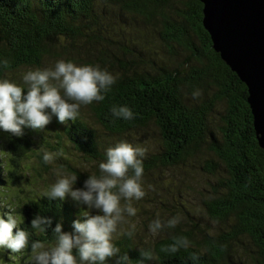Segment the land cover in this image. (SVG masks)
<instances>
[{"label":"trees","instance_id":"1","mask_svg":"<svg viewBox=\"0 0 264 264\" xmlns=\"http://www.w3.org/2000/svg\"><path fill=\"white\" fill-rule=\"evenodd\" d=\"M203 19L202 0H0V61L10 62L8 68L0 64V79L22 84L23 75L10 77V70L63 57L100 65L116 77L105 99L80 109L76 121L62 124L53 115L44 133L33 129L28 135L58 138L46 151L62 152L59 163L82 185L99 174L88 166L99 165L106 149L124 140L147 149L143 177L155 185L166 178L169 188H177L174 201H163L157 211L162 220L179 214L175 228L138 243L118 226L114 243L128 254L129 264H139L140 250L153 253L145 264H264V148L248 85L214 48ZM112 106H128L134 119L114 117ZM140 126L150 127L155 138ZM28 135H0V217L7 220L11 207L18 227L29 233L21 253L0 248V264H30L33 242L52 245L57 223L72 232L73 221H82L88 211L70 197H42L45 189L22 161L26 151L43 157ZM12 163L19 164L17 171ZM18 178L26 188L22 193L14 190ZM37 215L52 220L47 232L32 229ZM173 236L187 237L189 248L162 252ZM193 253L199 259H191Z\"/></svg>","mask_w":264,"mask_h":264},{"label":"clouds","instance_id":"2","mask_svg":"<svg viewBox=\"0 0 264 264\" xmlns=\"http://www.w3.org/2000/svg\"><path fill=\"white\" fill-rule=\"evenodd\" d=\"M0 64L4 68L10 67L8 59L0 61ZM22 81V84H17L7 78L0 79V129L17 137L24 135V127L43 130L53 115L62 124H66L69 119L76 121L82 105L105 99L116 77L100 65H77L59 60L54 68L29 69ZM199 95V91L193 92V97ZM111 112L116 118L134 119L128 106H112ZM40 151L43 152L45 164L52 163L56 156L62 155V152ZM146 151V148L124 140L108 147L105 160L98 165L99 174H90L83 188H73L77 175H66L58 171L57 180L42 197L61 201L70 197L78 206L86 205L88 211L82 212V221H73L72 232L62 231V224L57 223L53 230L55 241L51 246L39 240L33 242L30 264H107L109 258L117 256L116 264H129L128 254H121L113 237L118 226L127 223L126 217L136 216L137 209L133 207L132 201H139L146 194L142 184ZM8 208L7 220L0 217V248L21 253L28 247L29 233L18 227L19 218L13 214L14 209ZM92 209L101 214H90ZM180 222L179 214L162 220L157 213L148 227L155 236L165 229L175 228ZM51 224L50 218L40 215L31 221L32 229L39 233L47 232ZM14 228L17 229L15 235ZM135 230L136 225L131 224L121 234L132 237ZM189 246L187 237L173 236L172 243L162 246L161 251L175 254L181 249L187 250ZM140 255L139 264L154 259L150 250H140ZM191 259L197 260L199 256L193 253Z\"/></svg>","mask_w":264,"mask_h":264},{"label":"water","instance_id":"3","mask_svg":"<svg viewBox=\"0 0 264 264\" xmlns=\"http://www.w3.org/2000/svg\"><path fill=\"white\" fill-rule=\"evenodd\" d=\"M202 1L214 48L248 85V102L264 148V0Z\"/></svg>","mask_w":264,"mask_h":264},{"label":"rangeland","instance_id":"4","mask_svg":"<svg viewBox=\"0 0 264 264\" xmlns=\"http://www.w3.org/2000/svg\"><path fill=\"white\" fill-rule=\"evenodd\" d=\"M130 30H132V28H130ZM57 47H63V46L58 44ZM59 60L69 61L67 58L63 57V58L49 59V60L43 62L41 64V66L25 65V66L19 67L17 69L10 70V77L11 76L15 77V75H24L29 69L54 68L56 62ZM75 64L78 65V63H75ZM6 78L9 79L8 77H6ZM81 109L89 110L88 108L85 107V105H82ZM49 124H51V122ZM47 129H43L42 132L44 133ZM32 130H33L32 128L24 127L23 128V132H24L23 136L28 135ZM10 134L11 133L5 132L4 130L0 131V135L6 139L10 138L9 137ZM28 137L31 140L32 144L38 150L43 149L46 151L49 148H53L56 146L55 140H53L48 135H42V133L41 134H33L30 136L28 135ZM99 141L103 142V140L101 138ZM62 147H66V146L62 145ZM49 153H51V152H49ZM10 155H12V153H10ZM42 155H43V153H42ZM79 158L76 161H78ZM58 159H60V157H55L52 163L45 164L43 162V157L41 156V154H37L36 152L26 151V153L22 156V161L24 162L25 167H28L29 176L32 178V180L36 184H38L41 188L45 189V191H47L49 189V187L52 184H54L55 181L57 180L58 177H57L56 173L58 171L61 172L62 174L71 175L68 172H66L64 168H62L60 166ZM95 159H97V158H95ZM11 167L15 168L17 171L20 166H19V164L15 165L14 163H12ZM88 168L90 169V171L95 172L96 169L99 167H98V164H93V165H89ZM23 175H25V173ZM21 180H22V178H18V179H14V182H13V184L15 186L14 190L17 193H22L23 191L26 190V188H22ZM142 184H143V188H144L146 194L141 200H139V201L134 200L132 202V204H133V207H135L137 209V212L138 211H146V212H148V214H151L153 212L152 216H150V217L147 215L142 216V214H141V216H138V214H136V216H134V217H126L127 223L120 225V226H122V231H126L129 229V226L131 224H135L136 230H135V233L132 236V238H134L135 241L138 243L140 241H143V240L147 241L149 238L154 237V235L149 231L148 226H149L150 222L154 219V217H155L154 215L157 213V211L161 207L164 206L163 201H166V202L174 201V199L177 195V188H175L174 186H171L169 188L166 184V178L162 179L161 185H155L151 179L146 178V177H142ZM83 186H84V184L82 185V183H81V185H80L78 183V181H76L75 184L73 185V188L74 189L75 188H81ZM14 190H12V193L14 192ZM164 196H167L168 200ZM193 201H194V204L197 205L198 200L193 199ZM199 203L202 206L201 201ZM92 210H96V209H92ZM96 211H98V210H96ZM99 214H101V213H99ZM117 234H118V231L114 234V236ZM74 253H75V250H74Z\"/></svg>","mask_w":264,"mask_h":264},{"label":"bare ground","instance_id":"5","mask_svg":"<svg viewBox=\"0 0 264 264\" xmlns=\"http://www.w3.org/2000/svg\"><path fill=\"white\" fill-rule=\"evenodd\" d=\"M223 1H225V0H223ZM226 3H227V1H225ZM221 4H223L222 3V1H221ZM204 16H205V13H204ZM203 21H204V19H203ZM205 25V24H204ZM209 31V30H208ZM210 32V31H209ZM211 34V33H210ZM140 128L142 129V130H144L147 134H148V137L150 136L151 138H155V136H156V134H155V132L152 130V129H150V127H148V126H140ZM255 130H256V128H255ZM256 133H257V130H256ZM139 136H134V140H137V141H139V138H138ZM258 138V137H257ZM52 139L53 140H58V138H53L52 137ZM51 153H53L54 151H50ZM58 152V151H57ZM59 157H60V160L61 159H64V157L65 156H63V155H59ZM60 166L62 167L63 166V164H60ZM63 168V167H62ZM151 264H155V260L153 261V262H151Z\"/></svg>","mask_w":264,"mask_h":264}]
</instances>
